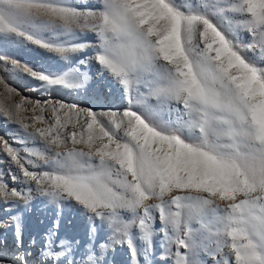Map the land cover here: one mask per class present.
<instances>
[{
  "label": "snow or ice",
  "instance_id": "obj_1",
  "mask_svg": "<svg viewBox=\"0 0 264 264\" xmlns=\"http://www.w3.org/2000/svg\"><path fill=\"white\" fill-rule=\"evenodd\" d=\"M11 46L55 62L91 48L124 106L0 100L14 125L0 164L20 185L0 168V228L18 250L0 264H29L23 216L10 213L37 198L56 219L36 264H109L116 246L129 264H264V0H0V49ZM87 64L54 71L0 51V86L11 99L7 79L27 76L34 90L79 93ZM69 206L87 218L83 246L59 236Z\"/></svg>",
  "mask_w": 264,
  "mask_h": 264
},
{
  "label": "rangeland",
  "instance_id": "obj_2",
  "mask_svg": "<svg viewBox=\"0 0 264 264\" xmlns=\"http://www.w3.org/2000/svg\"><path fill=\"white\" fill-rule=\"evenodd\" d=\"M78 3L81 6H83L84 4L94 5L96 3V0H83L82 2ZM85 32L87 34L84 36V39L94 43V34H92L89 30H85ZM241 35L244 40L247 39L246 35H244L243 33ZM0 51H3L4 54L20 59L24 62L32 63L34 66L37 64L45 65L54 71L64 70L67 67L76 66L77 62L80 59L88 58L87 66H81L82 69L89 72L91 77L86 87L84 89H81L79 93L74 91L65 92L69 93L73 97H78V102L92 108H100V110H106L109 108L122 109V107L124 106V101L122 99L120 89L112 84L108 79L101 76L99 66L94 59H91V57L94 55L91 48L85 49L82 53L74 55L73 59L70 62L51 61L45 50L35 48L33 46H11L6 50L0 49ZM6 83L10 87L19 89L22 92L24 88H27L29 86H33V88H36V82L28 78L27 76L9 78L7 79ZM110 89L111 91H109ZM35 91L38 93H49L42 90ZM55 92L58 91L51 92L50 94H55ZM54 98H56V96H54ZM4 99H8V94L4 92L3 86H0V100H3L4 102ZM71 102H73V100H71ZM165 118H167L166 114ZM4 125L5 120L3 117H0V126L4 127ZM3 131L4 133L6 132L5 129H3ZM5 136L8 139L11 138L6 134ZM9 175L10 174H8V176ZM13 182L12 184H9V186H14ZM33 195L35 197L36 194L33 193ZM1 207L5 208L3 204H0V208ZM17 211L22 214L24 220V249H27L29 252V264H36L37 261L44 259V257L40 255L41 247L43 244L42 238L45 232L55 221L56 210L51 205H48L37 198L33 201V204L28 209H24L23 207H20L19 209L13 208L10 214L15 215ZM7 218L4 217L3 214L0 217V221L7 220ZM87 228V218L82 216V214L76 207L69 206L64 208L63 212L60 214V237L80 240L81 246H83V244L87 242ZM98 236L99 239L97 240V244L102 242H109L108 233L106 231H98ZM33 239H35L36 241L35 245H32L30 243V241ZM1 246L7 247V250L3 253H6L8 258H11L14 253H17V245L11 228L7 230L0 228V248ZM24 249H20L19 251H23ZM107 259L109 261V264H129V252L126 247L116 246L114 251L112 249L108 250Z\"/></svg>",
  "mask_w": 264,
  "mask_h": 264
},
{
  "label": "bare ground",
  "instance_id": "obj_3",
  "mask_svg": "<svg viewBox=\"0 0 264 264\" xmlns=\"http://www.w3.org/2000/svg\"><path fill=\"white\" fill-rule=\"evenodd\" d=\"M82 1L83 0H77V2H82ZM81 70L85 71L82 68H81ZM34 89L35 88H33V86L32 87L29 86L27 88H24L23 92L19 89H15L16 92L12 94V98L11 99H4V103L7 105H13L16 102H19L21 97H27L31 101L40 100L41 102H44L45 100H49L51 98V99H63L65 102H69V103H71V100H73V102L80 104V106H82V107H89L87 105H84L83 103L78 102V99H79L78 97H75V96L73 97L72 95H70L69 93H67L65 91H63V92L58 91V92H55V94H53V93L52 94H50V93L45 94L44 92L38 93ZM54 96H56V98H54ZM72 98H74V99H72ZM75 98H76V100H75ZM25 107L30 108L31 105L26 104ZM93 109L96 111H100V108H93ZM25 115L30 116L31 113L30 112L25 113ZM13 128H14V125H9L7 123H5L4 127L0 126V136H3L5 139H8V138H6L5 134L8 135V133H10L13 130ZM3 129H5V131H6L5 133H4ZM9 140L11 142V138ZM0 168H2L5 171L4 179L7 181L9 189H11V187L14 188V187L20 186L18 184V182H16V181L13 182V180L11 179V173L8 171V165L7 164H0ZM5 169H7V170H5ZM30 170H32V169L30 168ZM8 174H10V175L8 176ZM12 182L14 183V186H9V184H12ZM3 209H5V208H2V207L0 208V217H1V215L4 214V217L7 218V215H5V210H3ZM6 250H7V247L1 246L0 252H5Z\"/></svg>",
  "mask_w": 264,
  "mask_h": 264
}]
</instances>
